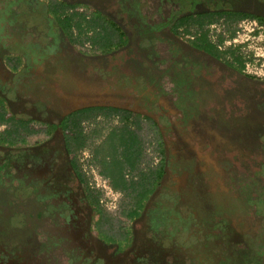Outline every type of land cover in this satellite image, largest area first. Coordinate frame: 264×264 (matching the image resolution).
Wrapping results in <instances>:
<instances>
[{
	"label": "flooded vegetation",
	"instance_id": "1",
	"mask_svg": "<svg viewBox=\"0 0 264 264\" xmlns=\"http://www.w3.org/2000/svg\"><path fill=\"white\" fill-rule=\"evenodd\" d=\"M1 1L0 98L11 93L13 110L28 122L27 133L12 134L14 139L0 144V264H240L239 258L251 264L244 259L249 253L264 256V245H252L257 232L251 224L252 205L264 193L260 180L253 181L261 171L255 159L261 153L254 146L262 131L258 121L264 112L256 108L264 106V83L243 75L227 61L207 56L191 43L175 40L174 33L170 36L182 18L216 12L219 2L224 6L221 10L264 20L261 1L203 0L214 7L194 12L197 0L188 8L177 0H111L112 9L115 2H121L109 13L116 24L128 22L130 40L108 55L99 53L85 61L86 76L68 70L60 76L46 71L50 64L67 68L72 64L58 59L53 47L65 43L51 33L53 26L44 36L52 40L28 42L37 59L35 69L27 71L33 56L22 49L15 53L17 43L27 46V31L11 21L28 14L30 7L25 0ZM137 5L151 17L148 22L134 17ZM103 8L97 11L103 13ZM119 33L126 39L123 31ZM49 44L52 47L39 54L40 47ZM80 82L82 90L74 95L72 90ZM45 94L52 98L46 100ZM77 97L150 118L159 132L164 157L156 169L161 177L142 208L136 211L133 205L129 244L127 238L116 242L99 231L93 195L65 145L63 115ZM11 106L6 101L4 108ZM22 123L2 124L12 127L3 133L8 135ZM32 124L45 126V139L29 145L25 137L33 134ZM210 125L219 129L210 130L216 135L213 139L206 130ZM209 145L220 148L218 155ZM240 159L244 168L256 165V170H249L252 179L237 188L241 198L236 200L231 184ZM225 163L229 166L223 168ZM225 177L229 186L224 187L223 196L216 190H222ZM104 180L110 186V180ZM27 224H33L31 231Z\"/></svg>",
	"mask_w": 264,
	"mask_h": 264
},
{
	"label": "trees",
	"instance_id": "2",
	"mask_svg": "<svg viewBox=\"0 0 264 264\" xmlns=\"http://www.w3.org/2000/svg\"><path fill=\"white\" fill-rule=\"evenodd\" d=\"M125 1V0H123ZM128 1V0H126ZM176 2V0H173ZM183 8H188L190 6V0H177ZM261 1L264 4V0H258ZM222 2V1H221ZM24 4L29 5V12L24 13L22 16H15L13 17V20L11 21L12 24L15 26H22V29H25L27 33L29 32L30 35H36L38 34L39 38L41 36H45L47 32H44L45 29L49 30L52 26L55 24L58 25V27L61 29L62 33L64 35H67L70 31V18H67L64 14L65 10L67 8H71L72 4L69 3H59L60 8L55 6L54 4H51L49 2H40V0H25ZM220 6L216 7L218 11L216 12H209L206 15H198L196 17H190L188 20H183L182 18L179 22L174 25L173 29H175V32L178 30L179 27L183 25H188V21L194 23V25L199 29V31L203 29V26L205 25H211L215 21H218L222 17H225V21L228 22H237L238 20H243L246 18L257 20L260 23H264V20L262 18L253 16V15H237V13H230L226 10H221L220 8L224 9V6L219 2ZM10 5H16L15 3H11ZM187 5V6H186ZM70 6V7H69ZM137 7V8H136ZM137 11V14L134 15L136 19L139 21H146L148 22L151 17H146L145 10L139 11V6H135ZM62 14H58L59 11H61ZM221 10V11H220ZM183 11L182 14L184 15ZM181 14V15H182ZM50 15V16H49ZM97 17H100V15L96 14ZM215 18V20H214ZM97 19V18H96ZM30 24L33 27L37 28L34 30L30 26ZM31 27V28H30ZM206 33V32H205ZM204 32L200 33V36H198L195 40H187V43H191L193 48L200 50L201 52L205 53L207 56H211L215 59H225V56L228 54L230 55V61H227L233 65L234 68H236L238 71L243 72L244 70V62L243 59L240 56L236 55V52L234 51H227L225 53H220L218 51V46L222 45L223 41L219 40L217 45L212 44L210 40H207L206 34ZM27 46L25 47L23 44L17 43V50L15 53L24 52L26 55L30 53L32 55L33 59L32 64H26V70L30 71L35 69L36 64L34 63L37 59V55H33L35 52L32 50V48L28 49V42ZM43 41V40H38ZM58 40H56L57 42ZM60 41V40H59ZM65 44L58 43L57 46L55 45L53 48L57 51L58 59L61 60L62 64H68V61L72 62V64H68L69 68H67L66 65H60L57 64H50L46 71L48 73H51L54 75V73H58L56 76H60V73L65 71H70L71 74L73 73H79L81 75L86 76V71L84 67V62L90 59L91 57H96V55L88 56L86 54L80 53L76 49V41L77 40H62ZM91 44L97 47L99 52L103 55H108L113 52L114 49L121 47L125 44V36L121 33L118 35V41L115 43V40H90ZM42 45L41 51H39V54H42L44 51H48L52 46L46 45L44 48ZM40 48H35V50H40ZM22 49V50H21ZM29 51V52H28ZM31 51V52H30ZM100 54L97 55V57ZM222 56L224 58H222ZM65 57H69V60H66ZM34 61V62H33ZM71 67V68H70ZM11 70H15L12 69ZM98 70H96L97 72ZM49 78V76H47ZM80 78H82L80 76ZM82 90V82L78 84L77 87H74L72 92H74V95H77ZM65 95V94H64ZM4 99L0 98V124L9 123L11 121L14 122H23L22 124H18L19 126L13 127V129L10 130L8 135H5L2 133L0 135V144L7 143L9 140L14 139V137H11L12 134L19 135L21 132L26 130L27 120H24L26 117L20 116L15 110H13L10 102L13 100L11 93H9L8 97L7 95L3 96ZM43 98V97H42ZM44 98L46 100L51 99L52 96L45 94ZM75 98V97H73ZM6 101L11 106L10 109L5 110L4 106L6 104ZM78 104H77V103ZM74 103H76L74 105ZM80 103V104H79ZM84 100L80 98H76L73 100V103L66 108V111L63 115V124L62 129L65 134V145L69 149L70 153L73 156V160L76 166L77 172H79L80 176L83 178L80 170V166L78 163L77 156L86 147V143L89 141L92 143L93 149L91 151V157L93 162L95 163L97 170L103 178H106L110 180V187L113 191H119L124 192L127 195L133 196L134 205L136 207V211L140 210L142 208V204L149 198V196L154 192L156 183L158 182L159 178L161 177V172L157 171L156 168L146 170L139 169V165L141 163V158L143 155V144L140 141V139L136 136V134L133 132V130H130L128 127L127 122L130 120V115L125 113L123 109L114 108L112 106H100L99 104L86 102L84 104ZM88 105V106H87ZM15 112V113H14ZM117 117L121 118L123 121H125L124 126L122 128H112L107 133H104L103 129L100 128L99 124H96L95 128L90 132L88 137L83 131V125L82 122L86 121H94L97 118H102L104 120H108L110 118ZM26 124V125H25ZM27 133V131H25ZM23 132V133H25ZM127 174H135L134 181L130 180L127 182L125 180V177ZM261 176H264L261 174ZM84 180V179H83ZM85 182V180H84ZM94 201L95 197L93 196ZM97 201V200H96ZM94 202V204L97 205V202ZM260 204V205H257ZM252 210L255 212V216L252 217L254 221H252L251 224H253V230L257 232L256 235V242L252 243V245L256 243H261L259 246L264 245V193H262V197L258 201H256L255 204L252 205ZM253 212V213H254ZM95 214L97 216H100V210L96 209ZM135 213L131 214L127 213V217L134 216ZM257 246V245H256ZM263 247V246H262ZM264 252V251H263ZM246 259L251 264H264V256L257 255L255 252L253 255L248 254Z\"/></svg>",
	"mask_w": 264,
	"mask_h": 264
},
{
	"label": "rangeland",
	"instance_id": "3",
	"mask_svg": "<svg viewBox=\"0 0 264 264\" xmlns=\"http://www.w3.org/2000/svg\"><path fill=\"white\" fill-rule=\"evenodd\" d=\"M66 1L72 2L71 8H67L64 12L65 16L67 18H70L69 33L67 35H64L61 29L56 24L50 30L51 33H53V35L55 36L59 35L61 38H63L61 40H69V38L70 40H77L76 46H80V44L82 43L91 42L90 40H118L119 31L124 32V34L126 35L125 40H130L129 38L131 35L128 34V31H126L127 30L126 25H128V22H125V20H121V21L117 20L118 23L116 24L111 19L112 13H109L110 10L112 11L113 9L118 8V5H121V2L120 4L119 1L115 2L114 4H117V6L113 5V9H112V7L109 6L111 0H44V2L50 3L49 6H51V4H54L59 8H60L59 3L64 4L66 3ZM216 1L217 0H215V2ZM197 2H198L197 5L193 8L195 9L194 12L197 11L205 12L211 7H214L213 6L214 4H211L210 1L205 3L203 2V0H197ZM1 3H6V2L3 0L1 1ZM195 3L196 0H190V6L194 5ZM80 7L87 8L90 12V16H85L83 15V13L77 12L76 9ZM102 8L105 10L103 11V13L97 11V10L101 11ZM61 12L62 10L59 11L58 14L63 15V13ZM96 14L100 15V17H97ZM189 18L190 17H185L184 21L188 20ZM113 24H115L116 27H114ZM31 27L32 29L34 28V30H36L37 32L36 27H33L32 25ZM47 31L48 29L47 30L45 29L44 32ZM203 32L204 33L206 32L205 34L207 40H210V42L214 45L215 44L217 45L218 44L217 42L219 40L223 41L222 45L218 46V51L220 53H225L227 51L228 52L234 51L236 52L237 56H240L243 59L245 65L243 72H241L243 75L264 83V76L262 75L264 74V23H260L257 20L250 18L238 20L237 22L231 23L225 21V17L221 16V19L215 21L213 24L203 26L202 31L201 30L199 31V29H197L194 23L188 21V25H183L179 27L176 32L175 31L172 33L170 32V36L172 37V34L174 33L175 40H179L180 42L187 43L188 42L187 40H195L198 36H200V33ZM24 36L25 35L22 33V37ZM35 36L36 37L30 38L26 33L24 40H52L49 38H44V36H41V38L39 39L37 37L38 34H36ZM18 37H15L16 40ZM230 57L231 56L227 54L225 56V59L222 60L230 61L231 60ZM222 58L224 57L222 56ZM116 79L117 78L114 77L112 83H114ZM168 97L173 98V95L170 94ZM256 109L260 113L264 112V106L262 105L258 106ZM258 122L260 123L259 125L262 128V131L258 133L256 136L257 144L254 146V150L256 152L259 151L261 153V156L256 157L255 159L257 163H259L261 174L264 175V159H263L264 117H261ZM124 123L125 121L117 117H113L108 120L96 119L94 121L87 122L86 124H84L83 131L88 137L90 132L95 128L96 124H99L100 125L99 127L103 129L104 133H107L109 129L111 130L112 128H122L124 126ZM127 124L130 130H133V132L136 134V136L140 139V141L143 144V155L141 158V163L138 168L142 170L143 169L146 170L147 168L149 169L157 168L160 161V157L162 156L164 157V151L163 148H161L160 146L161 141L159 137V132L156 129L155 125L153 124V120L143 116H140L139 118L135 116H130V120L127 122ZM211 125L207 127L206 130L207 133L209 134L208 136H210L211 139H213V137H216V135H213L212 134L213 132H211L210 130L213 129L214 131L219 132V129L216 125L215 126H211ZM6 128H12V127H10L9 125L0 124V135L3 133L4 130H6ZM30 128L33 131V134L28 135V137L27 136L25 137L26 142L29 145H32L35 142L45 139L42 132L43 129H45L44 125L32 124ZM207 142H209V138ZM217 142L215 143L216 146H218ZM17 144L18 141H16L15 145ZM224 145L225 144L223 143V146ZM209 146H211L210 148H212L214 152H217L215 154L218 155L219 153L218 151L220 150V148L214 147V145H209ZM92 149H93L92 143L88 141L86 143V147L83 150H81V152L77 156L81 174L83 176V179L85 180L86 186L88 183L87 179L88 181L91 180L92 182V171L96 173L98 172L97 167L91 157ZM245 155L248 154L245 152ZM249 160L250 159H248V161ZM242 161L244 160H241L239 162L236 161L237 165L234 167V169H237L239 171H235L233 175L236 178L234 180L235 183L231 184L232 189L234 190V193L233 191H231V194H234L236 200H239L241 198L240 197L241 191H239L237 188L241 187L242 182L249 183L251 181L249 179H252L253 174L249 172V170L250 171L256 170V165L255 166L251 165L250 168L249 167L244 168L242 166ZM230 163L233 164L234 166V163L231 160ZM252 163L254 164V162ZM228 166L229 164L225 163L223 165V168ZM134 178H136L135 174H131V175L127 174L125 180L129 182ZM257 178L260 180L259 181L260 186L264 190V176L261 175L258 176L257 174H255L253 176V181ZM135 180L136 179H134V181ZM225 186L227 187L229 186L227 177H225L223 180L222 190L217 189L216 191L223 196L226 195L227 192L225 191L226 189L224 188ZM110 190L111 192H109V190L106 192H98L95 190H91L89 188L91 194L96 198L95 201L97 200L96 201L97 205L95 207L96 209L100 210L99 231L102 234H104L106 237H109L116 242L122 241L124 240V238L125 239L127 238L126 240L127 243L129 244L132 239L131 235L129 234H132V226L135 219L133 218L129 219V217H127L126 214L130 213L134 208L133 196L127 195L124 192L113 191L111 188ZM144 205L146 207V203ZM140 214L141 216H143L142 212ZM60 218L61 215H59V219ZM26 228L31 231V229L33 228V224L32 225L27 224ZM242 261H243L242 258L237 259L238 263L244 264V262Z\"/></svg>",
	"mask_w": 264,
	"mask_h": 264
},
{
	"label": "built area",
	"instance_id": "4",
	"mask_svg": "<svg viewBox=\"0 0 264 264\" xmlns=\"http://www.w3.org/2000/svg\"><path fill=\"white\" fill-rule=\"evenodd\" d=\"M69 11H71V10H69ZM76 11L79 13H83V15H85V16H90V12L87 8L80 7V8H77ZM76 49L80 53L86 54L88 56L98 55L100 53L99 50L97 49V47L92 45L91 42L82 43V44H80V46H76ZM261 72H262V70H261ZM262 75L264 76V74H262ZM87 182H88L87 186L91 190H95L98 192H106L109 190V192H111L109 185L107 184L106 180H104V178L102 176H100L98 172L96 173V172L92 171V182H91V180L88 181V179H87Z\"/></svg>",
	"mask_w": 264,
	"mask_h": 264
},
{
	"label": "crops",
	"instance_id": "5",
	"mask_svg": "<svg viewBox=\"0 0 264 264\" xmlns=\"http://www.w3.org/2000/svg\"><path fill=\"white\" fill-rule=\"evenodd\" d=\"M40 2H42V0H40Z\"/></svg>",
	"mask_w": 264,
	"mask_h": 264
}]
</instances>
